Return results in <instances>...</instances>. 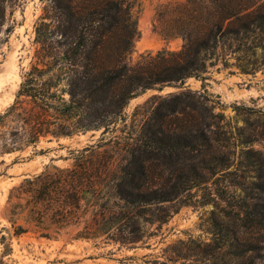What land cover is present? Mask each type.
Listing matches in <instances>:
<instances>
[{
  "label": "trees",
  "instance_id": "trees-1",
  "mask_svg": "<svg viewBox=\"0 0 264 264\" xmlns=\"http://www.w3.org/2000/svg\"><path fill=\"white\" fill-rule=\"evenodd\" d=\"M43 1L32 60L13 102L0 112V160L49 137L108 133L126 121L130 100L147 90L205 78L224 35L264 32V14L251 0H182L170 19L183 47L148 52L133 62L139 0ZM6 25L7 5L0 0V38ZM170 101L158 104L140 131L123 140L118 162L109 149L101 150L104 143L91 144L74 152L72 166H48L14 187L8 214L14 234L33 230L50 237L52 227L62 230L80 217L83 200L98 202L107 195L94 234L133 242L142 236L146 206L181 199L206 182L207 174L223 169V150L211 128L216 115L191 92ZM181 114L188 117L179 122ZM258 198L262 201L251 204L242 197L243 203L230 204L225 221L214 224L233 256L257 251L239 227L264 229V196ZM151 215L150 222L165 221L154 210ZM18 216L28 227L17 224Z\"/></svg>",
  "mask_w": 264,
  "mask_h": 264
},
{
  "label": "rangeland",
  "instance_id": "rangeland-1",
  "mask_svg": "<svg viewBox=\"0 0 264 264\" xmlns=\"http://www.w3.org/2000/svg\"><path fill=\"white\" fill-rule=\"evenodd\" d=\"M3 1L7 25L0 38V112L13 102L23 72L30 65L36 46L35 26L45 4L43 0ZM181 1L137 2L139 36L130 55L133 62L148 52L183 47L184 40L174 35L170 19L175 2ZM251 3L258 14H264V0ZM204 76L149 89L133 98L125 109L126 121L108 133L100 129L49 137L35 148L4 156V161L0 160V264H253L254 259L264 264V229L240 226L241 236L254 242L257 251L233 256L228 247L223 248V234L214 227L217 221H225L230 204L243 203L242 197L253 204L264 196V32L224 35ZM184 92L194 93L216 115L212 135L219 138L223 164L227 165L214 175L207 174L206 182L181 199L146 206L139 240L121 242L94 234L95 220L101 218L100 210L105 207L101 203L107 195L98 202L83 200L80 217L62 230L52 227L50 237L33 230L14 234L8 215L14 187L48 166H72L74 152L91 144L104 143L101 150L109 149L118 162L124 154L123 140L140 131L158 104L169 103L170 98ZM186 117L181 114L177 121ZM172 124V128L176 126ZM153 210L165 221L150 222ZM17 224L28 227L22 216Z\"/></svg>",
  "mask_w": 264,
  "mask_h": 264
}]
</instances>
